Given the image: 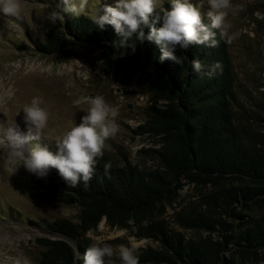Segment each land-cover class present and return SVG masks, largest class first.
I'll list each match as a JSON object with an SVG mask.
<instances>
[{
	"label": "trees",
	"instance_id": "trees-1",
	"mask_svg": "<svg viewBox=\"0 0 264 264\" xmlns=\"http://www.w3.org/2000/svg\"><path fill=\"white\" fill-rule=\"evenodd\" d=\"M216 38V47L190 43L178 50L182 64L171 59L161 62L154 42L133 39V51L131 42L121 44L122 37L111 25L99 30L87 15H81L64 16L46 31L44 42L35 44L38 53L60 59L73 57L79 45L89 46L99 51L106 73L135 77L154 104L136 133L147 135L157 147L144 150L156 156L152 169L119 165L102 155L92 178L75 188L55 168L36 181L53 201L80 209L78 222H30L56 236L36 239L41 250L38 264H84L83 254L92 246L87 233L103 219L121 229L133 223L139 237L160 245V251L146 249L139 263L225 264L221 255L235 248L240 253L264 249V213L246 215L251 203L264 199V150L245 146L234 125L232 64L218 30ZM197 59L200 72L192 68ZM185 185L210 188V192L202 194L200 207L173 208V224L184 231L216 234L220 241L212 245L213 254L205 252L206 240H187L167 221L157 219L166 206L173 207Z\"/></svg>",
	"mask_w": 264,
	"mask_h": 264
},
{
	"label": "rangeland",
	"instance_id": "rangeland-1",
	"mask_svg": "<svg viewBox=\"0 0 264 264\" xmlns=\"http://www.w3.org/2000/svg\"><path fill=\"white\" fill-rule=\"evenodd\" d=\"M99 2L90 0L89 13ZM106 2L114 5L115 0ZM192 2L209 21L210 6L206 0ZM165 3L168 0H161L162 6ZM231 4L226 16L230 28L228 35L222 38L227 43L232 64L234 125L245 146L264 150V0H231ZM56 11L62 12L63 17L73 16L63 13V0H23L24 17L20 21L0 15V131L15 127L21 134H27L22 107L39 95L50 113L41 143L55 153L56 142L86 114L87 104L75 101L82 96L102 95L118 110V130L105 141L103 155L110 156L119 165L127 163L152 169L157 165L156 156L144 150L157 147L147 135L136 132L147 119L153 101L144 94L136 78L118 71L106 73L99 51L89 46L79 45L76 54L69 59L45 56L35 50V44L44 42L46 31L62 22H51ZM232 34L235 38L229 41L228 36ZM30 148V143L23 146L25 155ZM40 180L20 166L19 160L10 162L7 148L0 147V264H16L17 261L23 264L25 260L28 264H38L41 250L36 239L56 236L31 225V221L66 219L78 222L79 207L53 201L36 183ZM209 192L210 188L183 186L173 207L166 206L165 214L157 219L167 221L169 228L177 229L187 240H206L204 250L213 254L212 245L220 241L216 234L208 236L201 231L180 230L172 219L173 208L200 207L202 194ZM262 213L264 199L251 203L246 215L254 217ZM139 233L133 223L121 229L110 227L103 219L87 237L92 245L107 243L114 249L122 245L130 247L138 258L148 248L161 250L158 243L139 237ZM221 256L226 259L225 264H264V249L240 253L235 248ZM110 264H119L115 255Z\"/></svg>",
	"mask_w": 264,
	"mask_h": 264
},
{
	"label": "clouds",
	"instance_id": "clouds-1",
	"mask_svg": "<svg viewBox=\"0 0 264 264\" xmlns=\"http://www.w3.org/2000/svg\"><path fill=\"white\" fill-rule=\"evenodd\" d=\"M206 2L210 6L207 13L208 23L202 20L199 7L192 0H168V8L162 7L161 0H115L114 5L100 0L91 13L90 0H63V13H70L74 17L87 14L99 30H105L106 25H111L122 37L121 44L127 45L131 42L133 51L136 42H154L160 49L161 62L171 59L182 64L183 56L176 54L178 50L187 49L190 43L216 47L217 30L222 37L228 35L230 24L226 21V16L227 10L232 8L231 0ZM0 15L22 20L23 0H0ZM63 18L62 12L56 11L50 19L55 23ZM157 24L160 26L157 27ZM234 38L235 34L228 36L229 41ZM192 68L193 71L200 72V60H193ZM75 103H86V114L81 117L78 125L74 123L61 136L56 142L57 151L53 153L41 143L50 113L43 106V98L39 95L33 96L22 107L27 134H21L15 127L0 131V147L7 148L9 161L19 160L20 166L23 165L37 178H46L50 168H55L73 188L81 181L88 182L93 176L97 158L103 155L105 141L117 133L118 110L102 95L82 96ZM26 143L31 144L28 155L23 150ZM114 255L119 264H139L134 249L123 245L114 249L107 243L93 244L86 249L83 260L84 264H110ZM16 264L20 262L17 261ZM23 264L28 262L25 260Z\"/></svg>",
	"mask_w": 264,
	"mask_h": 264
}]
</instances>
